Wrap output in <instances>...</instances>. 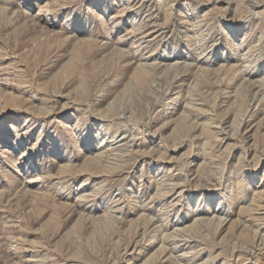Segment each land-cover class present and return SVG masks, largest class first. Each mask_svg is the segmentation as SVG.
Returning <instances> with one entry per match:
<instances>
[{"label":"rangeland","instance_id":"374dc122","mask_svg":"<svg viewBox=\"0 0 264 264\" xmlns=\"http://www.w3.org/2000/svg\"><path fill=\"white\" fill-rule=\"evenodd\" d=\"M0 264H264V0H0Z\"/></svg>","mask_w":264,"mask_h":264}]
</instances>
